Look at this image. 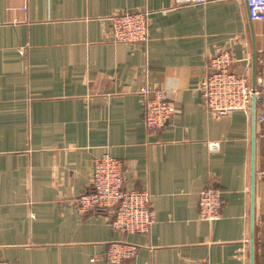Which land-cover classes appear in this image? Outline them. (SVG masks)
Here are the masks:
<instances>
[{
	"label": "crops",
	"instance_id": "crops-1",
	"mask_svg": "<svg viewBox=\"0 0 264 264\" xmlns=\"http://www.w3.org/2000/svg\"><path fill=\"white\" fill-rule=\"evenodd\" d=\"M124 12L148 13L146 43L110 41L108 18ZM221 51L251 79L264 22L249 20L245 0H0V262L110 264L108 244L126 241L137 252L122 264H264L263 127L255 109L253 121L208 114L199 90ZM142 87L176 109L152 133ZM103 155L123 164L125 190L149 195L147 234L76 212ZM209 186L221 199L212 223L198 215Z\"/></svg>",
	"mask_w": 264,
	"mask_h": 264
},
{
	"label": "built area",
	"instance_id": "built-area-1",
	"mask_svg": "<svg viewBox=\"0 0 264 264\" xmlns=\"http://www.w3.org/2000/svg\"><path fill=\"white\" fill-rule=\"evenodd\" d=\"M176 6H204L213 0H173ZM250 21L264 22V0H245ZM109 39L113 43H146L148 40V13H118L108 18ZM234 60L229 51H221L211 57L200 83V94L208 114L223 117L240 112L251 115L252 100L257 121L263 127L264 141V51L256 60L255 84L251 87L248 67L244 74L232 70ZM153 93V94H152ZM142 101V125L148 133L164 127L176 113L171 99L162 92H151L142 87L137 92ZM217 144L208 146L210 152ZM123 164L103 155L94 159L90 185L75 202V210L84 215L100 211L106 215L108 225L122 235L147 234L153 223L149 210V195L145 191L125 190L123 187ZM264 178V170L259 173ZM199 219L212 223L220 218L221 199L216 187L209 186L198 193ZM137 247L126 241L108 244L105 259L110 264H122L135 257ZM92 258L90 261H95ZM0 264H8L0 262ZM180 264H207L206 261H191Z\"/></svg>",
	"mask_w": 264,
	"mask_h": 264
},
{
	"label": "water",
	"instance_id": "water-1",
	"mask_svg": "<svg viewBox=\"0 0 264 264\" xmlns=\"http://www.w3.org/2000/svg\"><path fill=\"white\" fill-rule=\"evenodd\" d=\"M254 84H255V54L253 53L252 67H251V87H252V89H254ZM251 117H252V121H253L254 120V100H252ZM253 161H254V139L252 138V143H251V170H252L251 206L253 205V184H254ZM251 227H252V225H251ZM250 241H251V245H252V228H251Z\"/></svg>",
	"mask_w": 264,
	"mask_h": 264
}]
</instances>
